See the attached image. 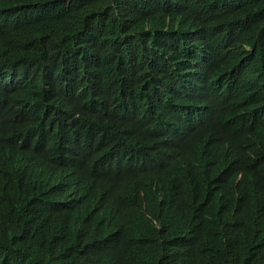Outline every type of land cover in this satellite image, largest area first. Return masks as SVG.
<instances>
[{
	"label": "trees",
	"instance_id": "1",
	"mask_svg": "<svg viewBox=\"0 0 264 264\" xmlns=\"http://www.w3.org/2000/svg\"><path fill=\"white\" fill-rule=\"evenodd\" d=\"M26 7L25 20L17 24H0V65L17 67L40 76L62 71L57 63L76 46V38L93 40L104 27L88 23L89 17L105 10H114L116 23L106 28L107 45L116 72L121 77L122 61L128 56L142 64L149 76L159 84L168 85L170 68L185 49L201 63L211 60L214 52L207 38L215 36L222 48L230 53L221 57L228 62L222 73L228 74V65L239 66L236 82L243 87L237 90L231 102L214 109L199 129L223 133L226 141L230 130L244 132L264 143V0H0V18L13 10ZM118 10H121L117 16ZM126 10H135L136 15ZM122 16V17H121ZM123 19H121V18ZM190 29V30H189ZM181 31L179 33H170ZM56 69V70H55ZM145 71L136 78L146 77ZM122 79L129 84L132 76L122 72ZM115 96L128 89L115 80ZM140 92L141 90H137ZM195 93L199 90L195 89ZM176 102H188L191 94L173 92ZM61 102H67L65 112L56 116L57 128L49 131L40 143L32 145L46 157V169L64 180L70 190L73 213L68 221L70 228L56 231V227L39 216L43 201H35L23 188L11 191L19 212L14 219H23L27 225L26 237L12 232V224L0 222V264H60L55 253L62 249L84 250L87 256L99 257L100 240L104 233L120 239L125 230V216L138 204L142 191L149 184V169L168 151L162 137V125L167 122L162 110L151 111L141 128L126 130L136 137L140 155L148 161L132 170L123 163L120 154L109 148L100 131V121L94 110L84 106L79 98L61 93ZM59 104V103H58ZM59 109V107H58ZM51 121V120H50ZM65 124V125H64ZM72 129L80 136H69ZM80 151H79V150ZM196 150L216 149L201 142ZM0 150L18 154L20 147L10 138L0 136ZM77 150L75 167L60 169L53 162L67 151ZM25 164V161H21ZM20 193L31 203L33 213L23 212ZM171 216L182 212H195L202 218L206 241L198 240L204 253V264H264V249L238 248L230 244L229 231L244 229L226 224L218 216L208 215L200 198L192 195L179 202L167 201ZM138 232H129L123 252L136 264H159L153 252L143 242ZM112 250H108V254ZM122 253L120 250H115ZM102 258V257H101ZM183 261H196L183 254ZM171 260L163 264H175ZM120 263V258L116 264ZM90 264H98L92 262Z\"/></svg>",
	"mask_w": 264,
	"mask_h": 264
},
{
	"label": "clouds",
	"instance_id": "2",
	"mask_svg": "<svg viewBox=\"0 0 264 264\" xmlns=\"http://www.w3.org/2000/svg\"><path fill=\"white\" fill-rule=\"evenodd\" d=\"M177 2L182 4L184 0ZM25 12L26 7L13 10L0 18V24H17L25 20ZM128 12L136 15L135 10H126L122 16ZM114 15V10L91 15L88 23L104 30L87 41L79 33L76 46L57 63L56 69L64 65L62 71H55L54 75L40 76L18 66L13 70L11 66L0 65V136L10 138L20 147L18 154L0 150V222L11 223L12 232L26 237L28 228L23 219H14L19 208L11 195L12 190L21 187L33 200L44 202L40 206L44 213L39 217L54 225L56 231L71 227L68 224L74 211L70 204L71 190L64 180L47 171L43 152L32 147L43 141L49 131L56 132V116L61 105L62 113L68 105L61 102L63 93L79 98L84 106L94 110L107 146L120 154V160L129 169L141 167L148 158L140 155L136 137H130L132 143L127 150L126 130L144 126L151 111L162 110L168 119L161 130L168 151L149 169V184L138 204L125 216V230L120 239H112L113 233L108 236L104 233L99 257L87 256L86 247L57 251L55 255L60 264H90L97 260L98 264H116L119 258V264H136L123 252L129 232H138L143 237L142 242L151 249L159 264L171 260H176L175 264H190L183 261V254L196 261L194 264H204V253L198 244V240L206 241L202 218L195 212L171 216L166 207L169 200L179 202L192 195L200 198L208 215L218 216L230 226L244 228L229 231L226 236L231 245L264 249V143L233 130L221 143L223 133L219 129L198 128L214 109L225 107L243 87L236 82L237 70L243 63L236 61L233 68L229 63V76L223 74L222 69L228 62L220 59L231 54V46L222 48L219 39L210 36L207 42L215 49L212 59L201 63L189 49L183 50L169 69L168 85L159 84L142 64L129 56L128 62L122 61L121 77H118L106 32V28L116 23ZM123 71L132 76L129 84L122 79ZM143 71L146 77L142 81L136 75ZM115 80L128 89L118 91L117 97ZM195 89L199 92L195 93ZM173 92L192 97L188 102H176ZM261 113L264 115V108ZM70 133L80 136L70 129L72 139L75 137ZM198 142L216 149L215 154L196 150ZM76 153L77 150L67 151L53 162L60 169L75 167ZM20 200L23 212L33 213L23 193ZM108 250L112 251L102 255Z\"/></svg>",
	"mask_w": 264,
	"mask_h": 264
}]
</instances>
